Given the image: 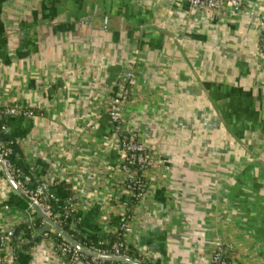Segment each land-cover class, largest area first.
Wrapping results in <instances>:
<instances>
[{"label":"crops","instance_id":"0c3cea01","mask_svg":"<svg viewBox=\"0 0 264 264\" xmlns=\"http://www.w3.org/2000/svg\"><path fill=\"white\" fill-rule=\"evenodd\" d=\"M242 2L232 14L187 0H0V145L1 133L18 144L26 185L72 200L74 231L95 240L125 221V247L151 264H210L219 249L264 264V0ZM126 73L123 130L159 161L139 198L106 114ZM21 192L0 168L10 237L40 217ZM8 244L9 264H65L49 237Z\"/></svg>","mask_w":264,"mask_h":264},{"label":"built area","instance_id":"2783aa9c","mask_svg":"<svg viewBox=\"0 0 264 264\" xmlns=\"http://www.w3.org/2000/svg\"><path fill=\"white\" fill-rule=\"evenodd\" d=\"M187 2L191 8L198 10H224L232 14H238L242 10H245L242 0H187ZM256 21V27L260 32V41L264 50V37H262V34L264 33V18L258 17ZM125 78L127 85L122 87L120 95L113 98L108 103L106 107V114L108 115L110 121L113 123L114 131L115 133H117L119 139V147L123 155V162L121 164V168L123 170H127L129 168L133 169L134 175L129 176L128 181L134 183L136 188L140 189V187L144 186V184L142 183V174L145 171L158 166L159 161L155 159L153 154L146 149L144 144H142V142H140L133 133L123 130V124L120 119V107L122 101L125 100L128 95V85H131L134 82L133 75L131 73H126ZM3 112L8 115L22 114L25 116H33L34 114L31 110H24L18 107H6ZM3 131L7 132V128L3 127ZM9 151V149L0 146V161L4 166L7 175L21 189L22 193L30 199L29 206L33 208V205H35L39 209L43 216L42 225L46 224L45 218L49 219L57 225V220L55 219V216L52 213L50 206L44 201H42V197L44 196V193L47 190V185L45 183H39L32 190L24 189L22 187L21 181L19 179H15V177H17L18 175V170L13 169L10 161L7 159V154L9 153ZM141 195L142 193L133 196L139 198ZM64 210V217L66 218L71 217L72 214L76 212L74 203H72L71 199L66 200V202L64 203ZM118 230L121 239L124 241V237L132 231V228L127 222L124 221L120 224ZM51 231H53L57 236H59V233L55 232L54 230ZM8 243L9 241L6 237L0 238V246L3 248L4 254L0 260V264L10 263L8 255L11 252L12 247ZM58 246L62 254H70L71 258L76 256H91L90 261H88L86 264H99V256H122L128 258L127 256L120 255L118 253L121 243L117 242L112 245V248L114 249V252L112 254H108L106 253V251L103 250L93 249L87 250L93 255H85L81 252H78L65 240L62 244H59ZM210 264H231V262L222 254L221 250L219 249L214 254H212Z\"/></svg>","mask_w":264,"mask_h":264},{"label":"trees","instance_id":"16d2710c","mask_svg":"<svg viewBox=\"0 0 264 264\" xmlns=\"http://www.w3.org/2000/svg\"><path fill=\"white\" fill-rule=\"evenodd\" d=\"M262 37H264V33L262 34ZM1 135L3 138V143L0 146L5 147L10 150L9 153L7 154V159L10 161L13 169L18 170V175L17 177H15V179H19L21 181L22 187L24 189H27V190L34 189L36 185L31 186V185H26L24 183V179H23V176L21 175L20 168L16 165L14 161L15 156L20 153L18 144L8 133H1ZM142 183L144 184V186L140 187V189H137L134 183L132 182L128 183L134 196L143 192L145 188V184H146V181L143 178H142ZM42 201H44L50 206V209L52 213L54 214L55 219L57 220V225L60 227V229L66 234H68L82 248L86 250H93V249L103 250V251H106V253L108 254H112L114 252L112 245L115 242H117V243H121V246L118 250V253L120 255H124L129 258H132L138 261L140 264H151L146 257L133 253L125 247L124 241L121 239L118 229L114 233L109 234L105 237H97L95 240H89L83 235L79 234L78 232L72 229V225L75 222V218L77 217L76 213L72 214L71 217H67V218L64 217V213H65L64 205L58 204L55 201V199L48 193V190L45 191L44 196L42 197ZM127 217H128L127 213H125L124 216H120L119 223L127 219ZM41 226H42V217H38L35 221H32L31 223H25V224L19 225L15 229L11 237L8 233H4V234L0 233V238L1 237L8 238L10 244L13 245L16 251L23 250V249L28 248L30 245H20L19 244L20 243L19 234L22 233L23 238L30 240L33 237L34 233ZM44 236L51 238V240L55 243L56 246L64 242V240L60 236H57L51 230H47L44 233L40 234L37 240H39L40 238ZM62 255L64 257L65 264H71V263L72 264H86L91 259V256H82V257L76 256V257L71 258L70 254H62ZM98 263L99 264H127V263H122V262H117V261H112V260H105V259L98 260Z\"/></svg>","mask_w":264,"mask_h":264},{"label":"water","instance_id":"95a60500","mask_svg":"<svg viewBox=\"0 0 264 264\" xmlns=\"http://www.w3.org/2000/svg\"><path fill=\"white\" fill-rule=\"evenodd\" d=\"M2 139H0L1 141ZM0 168L2 169V171L4 172V174L6 175V177L8 178V180L15 185V187L21 192V189L15 184V182L7 175L4 166L2 165L1 161H0ZM22 193V192H21ZM23 197L26 199V201L28 203H30V199L24 195L22 193ZM33 208L38 212L39 216L43 218L41 212L39 211V209L33 205ZM46 224L42 225L33 235V237L28 240V241H22L19 244L20 245H29L34 243L38 236L42 233H44L47 230H54L55 232L59 233V236L65 240L66 242H68L73 248H75L78 252H81L85 255H93L91 252L85 250L84 248H82L80 245H78L68 234H66L65 232H63L60 227L58 225H56L55 223H53L52 221H50L49 219L45 218ZM99 259H105V260H112V261H117V262H122V263H127V264H140L138 261L132 259V258H126V257H122V256H99Z\"/></svg>","mask_w":264,"mask_h":264}]
</instances>
